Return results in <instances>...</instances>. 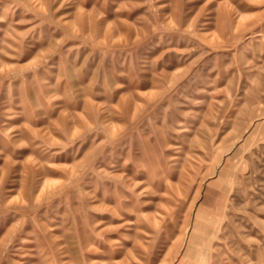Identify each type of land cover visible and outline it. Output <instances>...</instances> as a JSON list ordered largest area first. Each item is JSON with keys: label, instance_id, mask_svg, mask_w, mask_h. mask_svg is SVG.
I'll return each instance as SVG.
<instances>
[{"label": "rangeland", "instance_id": "rangeland-1", "mask_svg": "<svg viewBox=\"0 0 264 264\" xmlns=\"http://www.w3.org/2000/svg\"><path fill=\"white\" fill-rule=\"evenodd\" d=\"M0 264H264V0H0Z\"/></svg>", "mask_w": 264, "mask_h": 264}]
</instances>
